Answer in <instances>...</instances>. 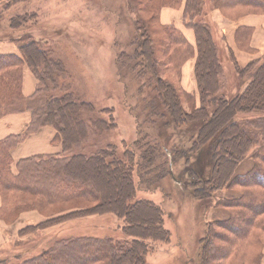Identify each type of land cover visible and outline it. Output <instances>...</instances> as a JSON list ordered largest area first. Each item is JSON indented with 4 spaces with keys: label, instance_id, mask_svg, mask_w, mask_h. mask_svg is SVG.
<instances>
[{
    "label": "trees",
    "instance_id": "16d2710c",
    "mask_svg": "<svg viewBox=\"0 0 264 264\" xmlns=\"http://www.w3.org/2000/svg\"><path fill=\"white\" fill-rule=\"evenodd\" d=\"M181 1L137 0V5L141 2L140 5L144 4V7L136 10L138 37L135 36V41L138 49L135 57L142 59L145 72H150L156 78L157 95L170 111L175 127L182 129L194 126L195 140L187 151H178L174 146H162L163 153L159 144H152L148 138L145 143L138 141L137 145L144 147L142 167L148 175L147 172L154 168L161 172V166L163 171L158 176L164 178L171 173L170 163L181 160L183 171L177 180L179 183L186 182L198 199L207 198L212 192L225 187L240 186L242 196L235 202L226 203L232 209V214H235L234 217L226 222H216L210 227L209 235L202 245L200 262L245 264L241 260L245 256L243 244L250 240L260 241L261 233H264V56L251 60L243 67L235 62L240 78L247 77L248 83L242 92L234 96L222 94V63L210 25L203 18L206 1L186 0L184 18L186 24L194 29L197 42L198 55L194 70L200 103L194 104L190 111L185 110L181 103L182 96L194 103V95L181 92L175 82L164 76L174 71L170 64H179L180 67L186 53L189 50L192 52V47L180 29L173 24L164 25L159 20V12L163 7H176ZM213 3L222 10L237 7L245 8L248 13L264 15V0H214ZM150 9L156 12L153 18L159 26L156 31L150 20H146L147 25L140 23V13ZM23 20L11 19V23L21 24ZM252 32L251 27L240 26L236 37L238 44L248 43ZM19 49L22 57L14 53H0V117L6 108L13 105V99L21 95L23 63L26 62L33 71L40 66L42 73H38L39 87L45 98L40 108L28 106L35 118L30 122L27 132L30 133L34 128L36 116L43 119L42 124L56 128V138L62 140L63 153L39 158L27 157L16 166L12 162L10 146L15 136L0 139V216L8 218L10 213H15L17 207L22 206L16 200V194L20 193L38 196L39 204L92 201L95 202L93 205L76 209L72 213L85 211L90 214H113L123 219L121 230L124 237L116 240L111 236H84L75 241L62 240L57 247L18 264H75L77 259L86 256L80 264H148L146 256L152 250L148 242H169L171 233L164 224L163 208L152 200L137 199L134 153L128 149L119 153L117 146L109 143L89 155H66L85 142L91 131L100 136L116 129L112 110L106 108L98 112L92 102L71 89L62 88L70 85L59 82L55 76L65 73V64L53 59L50 50L41 47L40 42L26 41ZM183 49L186 52L183 53ZM248 49L253 50L251 47ZM175 53L180 55L179 63L172 59ZM158 61L164 63L159 64ZM49 86L51 90H48ZM57 90H60V94H49ZM100 113L109 114L110 119ZM252 148L256 149L254 167L247 174L239 176L234 183L232 178L236 167ZM167 155L168 165V161L162 159ZM181 158H184L183 162ZM54 220L55 217H50L21 232L32 230L33 227H45ZM217 228L223 233L217 232ZM233 243H236V247L232 246ZM222 245L225 248L219 249ZM232 257L233 260L229 262ZM259 257L261 260V249ZM0 264L10 263L0 259Z\"/></svg>",
    "mask_w": 264,
    "mask_h": 264
},
{
    "label": "rangeland",
    "instance_id": "374dc122",
    "mask_svg": "<svg viewBox=\"0 0 264 264\" xmlns=\"http://www.w3.org/2000/svg\"><path fill=\"white\" fill-rule=\"evenodd\" d=\"M205 1L204 11L207 13L203 12V18L209 23L214 37V26L209 14L218 7L214 6V0ZM140 3L137 5V0H0V53H14L22 57L19 49L22 43L31 40L40 42L41 47L50 50L53 59L63 61L65 64V73L55 76L59 82L70 85L62 88L71 89L74 93L80 94L83 99L92 102L98 112L106 108L112 110L117 124L116 129L100 136L91 131L90 137L85 142L65 154L89 155L109 143L117 146L119 153L126 149L132 151L135 158L137 199H148L159 204L164 211L165 227L171 233L169 242L152 240L148 242L152 250L146 256L147 263L201 264L200 253L209 235L210 227L216 222H226L234 217L235 214H232V209L228 208L226 203L237 201V198L242 196L243 190L240 186L233 185V187L216 190L207 198L198 199L186 182L179 183L177 180V176L183 171L181 160L170 163L171 173L164 178L158 176L163 171L161 166L159 169L161 172L154 168L147 172L148 175L145 174V168L142 167L144 147L138 146V141L145 143L148 138L152 144L158 143L161 151L162 146L167 148L174 146L176 150L184 152L195 140V128L194 126L182 129L175 127L170 111L163 99L157 95L156 78L150 72H145V65L141 63L142 59L135 57V51L138 49L136 10L144 7V4L140 5ZM222 11L231 20H237L243 13H248L245 8L237 9V7L225 8ZM154 13H156L155 9L143 10L140 13L142 15L140 23L146 24V20H150L152 28L156 31L159 26L153 21ZM11 19L24 20L20 24V22L11 23ZM183 20L186 24L184 11ZM241 27L247 26L241 25ZM252 35L248 43L238 44L236 41L239 48L250 51L248 47H251ZM190 44L192 52L189 50V54L186 53V60H183L180 67L179 64H170L174 71L167 72L164 76L175 82L181 92L194 95V103L186 96L181 98L184 109L188 111L194 104L200 103L197 100L200 98L199 88L197 93V89L190 85L191 80L186 79L183 73L185 62L193 58L197 47V42L196 47ZM217 49L223 68L222 94L226 93L228 97H231L244 90L248 78H240L235 62L241 67L244 65H241L238 56L230 46L228 49H223L217 45ZM184 52H186L185 49H183ZM179 56L175 53L172 57L173 61L179 63ZM41 70L42 68L38 66L33 71L26 62L23 63L21 95L18 99L17 97L13 99V105L6 108L0 117V123L4 121L2 125L5 126L12 115L24 113L29 116V120L21 131L11 132L5 136L0 135V139L15 136L10 146L12 162L16 166L19 161L27 157L39 158L63 153L62 140L56 138V128L50 124H42L43 119L36 116L34 128L30 133L27 132L30 122L35 118L28 106L40 108L45 98L39 87L38 73L41 74ZM140 72L141 76H139ZM26 77H32L35 82L34 84L31 81L33 88L30 93H26L25 90L28 87ZM51 89L52 87L49 86L48 90ZM59 91H51L49 94H60ZM100 115L110 119L107 113H100ZM48 128L52 130L53 138L46 135L45 131ZM18 148H20L18 151L25 155L20 156ZM254 148L236 167L232 178L234 183L239 176L247 174L254 167L253 156L256 151ZM169 155L172 156L170 150ZM162 159L168 161L166 165L169 164L168 155L163 156ZM181 159L183 162L184 158ZM1 197L0 191V206ZM16 198L22 206L17 207L18 210L10 213L8 218L0 216V259L6 263L18 264L27 258L38 256L44 251L57 247L62 240L75 241L74 239L84 236L93 238L111 236L116 240L124 237L121 230L123 219L113 214H90L85 211L72 213L76 209L93 205L95 202L86 203L80 200L52 205L39 204V197L31 193L16 194ZM50 217H55V220L49 225L33 227L32 230L21 232L26 227L37 226ZM216 231L223 233L219 228ZM254 237L255 234L252 238ZM235 244L233 243L232 246L236 247ZM220 248L225 246L222 245ZM260 249L261 260L260 257L258 258ZM242 250H245V256L241 260L245 264H264V233H261L260 241L245 242ZM217 253L220 254V251ZM84 258L77 259L74 263L80 264ZM233 258H230L229 262Z\"/></svg>",
    "mask_w": 264,
    "mask_h": 264
},
{
    "label": "crops",
    "instance_id": "0c3cea01",
    "mask_svg": "<svg viewBox=\"0 0 264 264\" xmlns=\"http://www.w3.org/2000/svg\"><path fill=\"white\" fill-rule=\"evenodd\" d=\"M185 2L186 0H182L181 4L177 7H164L160 12L159 20L164 25L173 24L177 28L181 29L184 35L186 36V38L188 39V41L196 47L195 32L192 28L186 26L183 20V11L185 7ZM210 12L211 14H209V16L214 26L213 34H214V39L216 40V44L218 46L220 45V47L223 49L224 48L228 49V46H230L233 49L234 53L238 56L241 65L245 66L251 60L264 56V15L263 14L248 13L239 16L237 20H231L229 17L226 16L224 11L218 8L217 9L214 8ZM241 25L251 27L253 29L252 40L250 41V45L253 50L244 51L241 48H239L236 42L237 29ZM196 55H197V47L195 48L193 58L190 59L188 62L187 61L185 62L183 67V73L186 79L191 80L190 81L191 87L196 88L198 93V85L194 72ZM27 78H28L27 80L28 87L25 90L26 93H30L33 88V83L35 84V82L32 77H26V79ZM31 81L33 82L32 85H31ZM185 86H189V85H185ZM197 100L200 101V98H198ZM28 120H29L28 114H24V113L20 115L10 116L5 126L2 125L4 121L0 123V130L2 129V131H0V135L5 136L11 132L21 131L26 125ZM45 132L48 137H52L53 132L50 128H48L47 131ZM19 149L20 148H18L17 151ZM18 152L20 156L25 155L21 151ZM240 167L241 164L239 165V168Z\"/></svg>",
    "mask_w": 264,
    "mask_h": 264
}]
</instances>
